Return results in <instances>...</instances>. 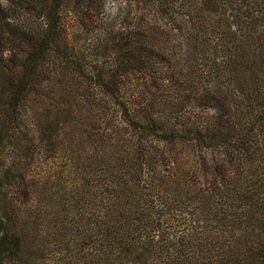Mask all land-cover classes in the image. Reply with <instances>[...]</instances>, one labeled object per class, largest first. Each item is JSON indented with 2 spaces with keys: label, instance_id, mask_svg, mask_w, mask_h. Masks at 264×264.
<instances>
[{
  "label": "trees",
  "instance_id": "16d2710c",
  "mask_svg": "<svg viewBox=\"0 0 264 264\" xmlns=\"http://www.w3.org/2000/svg\"><path fill=\"white\" fill-rule=\"evenodd\" d=\"M0 264H264V0H0Z\"/></svg>",
  "mask_w": 264,
  "mask_h": 264
}]
</instances>
